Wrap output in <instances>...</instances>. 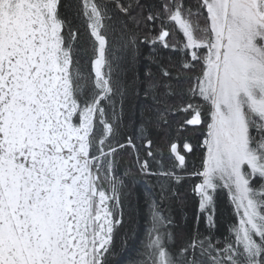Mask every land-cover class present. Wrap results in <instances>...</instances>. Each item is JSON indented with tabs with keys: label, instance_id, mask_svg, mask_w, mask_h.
Masks as SVG:
<instances>
[{
	"label": "snow or ice",
	"instance_id": "6c2138e0",
	"mask_svg": "<svg viewBox=\"0 0 264 264\" xmlns=\"http://www.w3.org/2000/svg\"><path fill=\"white\" fill-rule=\"evenodd\" d=\"M0 264H264V0H0Z\"/></svg>",
	"mask_w": 264,
	"mask_h": 264
},
{
	"label": "trees",
	"instance_id": "16d2710c",
	"mask_svg": "<svg viewBox=\"0 0 264 264\" xmlns=\"http://www.w3.org/2000/svg\"><path fill=\"white\" fill-rule=\"evenodd\" d=\"M180 118H183L184 114H177ZM204 125H188L186 130L187 142L191 143L194 147L193 153H187L186 159H188L189 166L195 165L196 168L200 167L201 164V154L203 149L198 147V142L202 143L204 133L202 131H196L195 129H203ZM199 181L198 177H188L187 182L184 187L180 189L179 194L188 200L187 206L184 208L183 215L177 216V222L179 226H185V217L191 219L193 213L195 212V204L192 199L191 187L193 183ZM185 193L187 194L185 196ZM218 215L220 217V224L218 226L217 235H221L225 232V229L228 227L229 223L236 220V216L232 212V205L229 201L228 194L225 191H221L218 195ZM143 229L141 228V233ZM127 253L122 252V255ZM121 256H117L116 259H120Z\"/></svg>",
	"mask_w": 264,
	"mask_h": 264
}]
</instances>
